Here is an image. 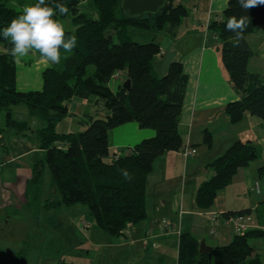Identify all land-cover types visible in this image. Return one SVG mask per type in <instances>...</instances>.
I'll use <instances>...</instances> for the list:
<instances>
[{
	"label": "trees",
	"instance_id": "obj_1",
	"mask_svg": "<svg viewBox=\"0 0 264 264\" xmlns=\"http://www.w3.org/2000/svg\"><path fill=\"white\" fill-rule=\"evenodd\" d=\"M120 0H46L54 6L62 3L69 8L65 16L57 10L56 18L69 17L68 35L78 37L77 47L65 53L59 64L46 67L39 90L22 91L16 85V65L5 53L11 44L0 36V135L12 134L31 138L44 159L32 168L31 183L38 185L42 163L50 170L57 197L46 207L59 209L81 203L87 206L88 217L81 220L85 229L95 227L113 237L127 234L129 225L147 219L145 187L153 162L168 151H180L183 138L179 120L187 85V74L180 61L168 64L166 72L157 75L154 58L160 54L158 33L174 36L187 14L180 3L169 0L161 11L136 17H127L119 9ZM37 0H32L31 4ZM21 11L0 0V29H3ZM248 17V26L238 47L230 43L235 33L226 30L230 16ZM264 28V4L247 11L237 0H228L220 17L209 23L208 29L220 44L221 59L229 74V82L238 99L227 103L225 113L232 123L241 121L246 113L264 121V74L248 69L252 56L257 54L248 41V34ZM137 36L142 41H137ZM89 67L92 71L89 72ZM124 72L130 79V89L118 85L110 88L113 75ZM88 100L100 104L98 113L84 114V129L59 133L57 124L71 115L69 103ZM23 104L28 118L20 119L12 112L14 105ZM128 122L154 131V135L134 144L126 154L110 151L109 131ZM210 146L211 135L205 133ZM260 157L258 146L235 140L225 151L207 164L212 175L200 183L194 194L198 211L211 209L219 190L227 187L240 167ZM127 169L131 181L124 180L120 171ZM264 175V166L258 168ZM38 189V187H37ZM30 202V200H29ZM248 214V210L224 212L223 217ZM38 215V214H37ZM264 237V231L249 229L235 234L223 246L212 248L211 257L200 254L199 240L188 232L179 235L177 264H262L253 255L251 241Z\"/></svg>",
	"mask_w": 264,
	"mask_h": 264
},
{
	"label": "crops",
	"instance_id": "obj_2",
	"mask_svg": "<svg viewBox=\"0 0 264 264\" xmlns=\"http://www.w3.org/2000/svg\"><path fill=\"white\" fill-rule=\"evenodd\" d=\"M88 1L83 0L82 4ZM227 2L174 0V3L186 8L187 14L174 36L157 34L161 52L153 62L156 74H164L168 64L174 60L181 62L187 74L179 130L183 145L192 146L197 152L185 159L180 151H168L155 159L146 179L147 219L140 224L129 225L125 236L113 238L112 247L121 248L115 252L118 255L125 251L134 252L146 259L149 253L153 255L157 250L160 252L154 259L155 264H173L170 257L163 254V250L168 248L176 254L174 264H177L178 240L183 232L191 233L199 241L204 239L211 249L226 245L235 232L223 219L224 212L248 210L249 229L264 231V175L258 174V168L264 166V121L249 113L236 123L229 120L225 107L238 96L231 87L229 74L223 65L219 41L208 29L209 23L220 17ZM247 38L257 51L250 58L248 69L264 74V28L256 29ZM25 60L15 62L17 88L22 91L41 89V73L51 65L40 59L39 55H35L31 64ZM125 79L124 72L113 75L110 88L115 91ZM93 105L88 100H74L71 109L68 105L71 112L68 117L93 114ZM64 121L65 118L57 124V131L73 132L62 129ZM38 124L37 120H32V125ZM205 133L211 135L210 146L205 142ZM153 135L152 129L140 128L136 122H128L111 130L110 151L117 155L126 154L134 144ZM235 140L255 143L260 150V157L237 169L231 183L217 192L211 209L198 211L194 205V194L200 183L212 175L207 164ZM40 153L44 152L29 137L0 135V264L2 260L12 262V253L8 254L4 250L14 239L21 238L15 237V234L25 233L31 227L9 222L14 211L8 213L7 209L27 206L33 202L35 193L40 195L42 180L38 185L31 183L32 168L36 162L33 163V160L30 163V155ZM209 212H220L221 215L216 220H209L206 214ZM39 213L38 219L41 217ZM164 220L170 221L172 227L166 229ZM210 227L214 228L215 234H211ZM81 228L86 233L89 230ZM251 244L253 255H258L264 264V251H261L264 237L254 238Z\"/></svg>",
	"mask_w": 264,
	"mask_h": 264
},
{
	"label": "rangeland",
	"instance_id": "obj_3",
	"mask_svg": "<svg viewBox=\"0 0 264 264\" xmlns=\"http://www.w3.org/2000/svg\"><path fill=\"white\" fill-rule=\"evenodd\" d=\"M32 0H7V5L21 11L23 6L31 4ZM60 19L66 26V29H71V20L69 17L57 18ZM137 41L140 40L137 36L134 37ZM3 50V44L0 42V51ZM35 56H29L26 59L27 64H31ZM64 55H61V59ZM92 67H89V72ZM72 108V101L69 103ZM100 104H94L91 113H98ZM12 112L15 117L20 119L28 118L27 109L23 104L14 105ZM83 115L77 117H66L62 123V129L65 131H81L84 129ZM111 138V131H109ZM10 138L11 136H8ZM44 159V153L30 155V163ZM42 185L40 195H33V202L21 208H9L8 213H13L9 222L14 225L31 226L25 233L15 234L16 238L13 243L8 244L4 250L7 253H12V262L2 260L1 264H155L154 259L160 251H155V254L149 253L146 259L142 258V254L134 252H126L118 255L115 253L121 248H113L111 243L113 237L108 232L92 227L87 233L83 231L81 220L88 217L87 206L77 203L70 206H62L59 209L46 207V203L57 197L55 182L49 168L42 163ZM46 189V190H43ZM49 199V200H48ZM48 200V201H47ZM40 212V213H39ZM40 214V219L37 214ZM48 216V217H47ZM47 217V218H44ZM32 225L38 227L37 229ZM40 225V227L38 226ZM179 232V229L177 230ZM10 246V248H9ZM123 249V248H122ZM264 251V246L261 247ZM152 252V251H151ZM165 257L171 259L172 263L176 262V254L168 248L163 250ZM264 257V256H262Z\"/></svg>",
	"mask_w": 264,
	"mask_h": 264
},
{
	"label": "clouds",
	"instance_id": "obj_4",
	"mask_svg": "<svg viewBox=\"0 0 264 264\" xmlns=\"http://www.w3.org/2000/svg\"><path fill=\"white\" fill-rule=\"evenodd\" d=\"M237 2L245 11L264 4V0H237ZM57 10L60 16H65L69 12L66 5L56 3L54 6H49L46 0H37L34 4L24 5L21 12L6 27L0 29V36L11 44V48L4 50L5 53L16 63H20L26 57L39 55L40 59L49 65L59 64L61 50L72 53L77 47L78 37L74 34L68 35L65 24L56 18ZM247 26V16L228 17L226 30L235 33L230 40L233 47L240 45ZM118 171L124 180H132L133 177L127 169L121 168Z\"/></svg>",
	"mask_w": 264,
	"mask_h": 264
},
{
	"label": "water",
	"instance_id": "obj_5",
	"mask_svg": "<svg viewBox=\"0 0 264 264\" xmlns=\"http://www.w3.org/2000/svg\"><path fill=\"white\" fill-rule=\"evenodd\" d=\"M169 0H120L119 9L123 15L127 17L142 16L144 14L151 15L161 11L168 5ZM122 87L126 90L130 89V79L123 81ZM198 251L200 254H207L211 257L212 249L206 245L204 239L199 241Z\"/></svg>",
	"mask_w": 264,
	"mask_h": 264
},
{
	"label": "built area",
	"instance_id": "obj_6",
	"mask_svg": "<svg viewBox=\"0 0 264 264\" xmlns=\"http://www.w3.org/2000/svg\"><path fill=\"white\" fill-rule=\"evenodd\" d=\"M181 154L185 159L191 158L194 156L197 152L196 148L192 146H183L180 150ZM207 217L209 220H216L221 213L220 212H209L206 213ZM228 224L231 225L233 228L235 234H244L247 230H249V217L246 214H235L231 215L229 217H224L223 218ZM163 225L166 229H169L172 227L170 221L164 220ZM89 225L87 224L86 226L83 227H88ZM209 231L211 234H215L214 228L210 227Z\"/></svg>",
	"mask_w": 264,
	"mask_h": 264
}]
</instances>
